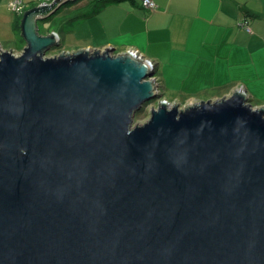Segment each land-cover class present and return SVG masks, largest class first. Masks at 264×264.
<instances>
[{
    "label": "water",
    "instance_id": "obj_1",
    "mask_svg": "<svg viewBox=\"0 0 264 264\" xmlns=\"http://www.w3.org/2000/svg\"><path fill=\"white\" fill-rule=\"evenodd\" d=\"M70 1L0 44V264H264V107L171 105L133 51L47 57L38 21Z\"/></svg>",
    "mask_w": 264,
    "mask_h": 264
},
{
    "label": "crops",
    "instance_id": "obj_2",
    "mask_svg": "<svg viewBox=\"0 0 264 264\" xmlns=\"http://www.w3.org/2000/svg\"><path fill=\"white\" fill-rule=\"evenodd\" d=\"M152 1L157 5L154 11L147 10L143 0H80L42 20L48 28L41 29L38 21L39 34L55 32L60 37L99 16L100 32L89 28L84 37L73 39L66 52L134 50L155 64V78L165 96L184 94L191 104L215 101L242 89L254 107H264V0ZM9 3L0 0V44L19 55L26 47L25 14L12 13ZM34 8L28 6L25 13ZM57 22L58 29L53 28ZM19 24L21 31L16 30ZM64 42L61 38V47Z\"/></svg>",
    "mask_w": 264,
    "mask_h": 264
},
{
    "label": "rangeland",
    "instance_id": "obj_3",
    "mask_svg": "<svg viewBox=\"0 0 264 264\" xmlns=\"http://www.w3.org/2000/svg\"><path fill=\"white\" fill-rule=\"evenodd\" d=\"M32 0H29V2L31 3ZM29 7H34L33 4H29L28 5ZM85 10H89L88 9H84L83 11L85 12ZM83 11H80L78 12L81 13ZM100 18L99 16L93 18V19H90L88 21H86L87 23H83L82 25H79L77 27V29L72 32V33H69V31H66V34L64 35L63 33L60 34L61 38L64 39L66 42L65 43V47H61V46H57L53 49H51L48 54H46L47 57H52V56H56V55H60L61 53H66V50L64 49H67V48H71V44L74 42L73 39L75 38H82L86 35V33L88 32V29L91 28L93 31H96V32H100ZM53 20V19H52ZM40 27L41 29H44V28H48L49 25L46 24L45 22L43 21H40ZM60 22H57L56 24H52L53 25V28H56L58 29ZM64 27L66 29H69L70 26H68V24H65ZM98 34V33H96ZM100 35V34H98ZM60 38V39H61ZM67 52H70V51H67ZM163 94V92H161ZM181 95H184V94H180V93H177L174 95H166L168 98V100H166L168 103H170L171 105L173 104H179V106L181 108H184L185 106L189 105L186 103V101L184 100V98L181 96ZM166 96L163 94V97L166 98ZM177 97V102H170L172 99L174 100L175 98ZM165 100V99H164ZM158 103H159V100H156V101H153V102H149L147 105L144 106L143 110L141 112H139L136 117H135V122L134 124H138V125H142L144 123H146L149 119H150V112L151 110L154 108H156L158 106ZM263 107V106H261Z\"/></svg>",
    "mask_w": 264,
    "mask_h": 264
},
{
    "label": "built area",
    "instance_id": "obj_4",
    "mask_svg": "<svg viewBox=\"0 0 264 264\" xmlns=\"http://www.w3.org/2000/svg\"><path fill=\"white\" fill-rule=\"evenodd\" d=\"M54 2H55V0H32L31 3L29 2V0H10L9 8H10L11 12L14 14L24 15L29 4H33L34 7L36 8V7H43V6L51 5ZM143 6L149 11H154L157 7L155 2L152 0H143ZM247 30L250 31V29L248 27H247ZM55 34H57V33H55ZM57 36L60 39L58 34H57ZM130 51H133L138 56H141L137 51H134V50H130Z\"/></svg>",
    "mask_w": 264,
    "mask_h": 264
},
{
    "label": "trees",
    "instance_id": "obj_5",
    "mask_svg": "<svg viewBox=\"0 0 264 264\" xmlns=\"http://www.w3.org/2000/svg\"><path fill=\"white\" fill-rule=\"evenodd\" d=\"M79 1H80V0H72V1H70L68 4L62 6L61 9L64 8V7H66L67 5H70V4H71V5H75V3L79 2ZM108 1H110V2H118V1H123V0H108ZM52 17H53V16H52ZM52 17H49L48 20H50ZM16 30H17V31H21L20 24L18 25V28H17ZM58 46H61L60 43H59ZM251 104H252V103H251ZM253 106H254V105H253Z\"/></svg>",
    "mask_w": 264,
    "mask_h": 264
}]
</instances>
